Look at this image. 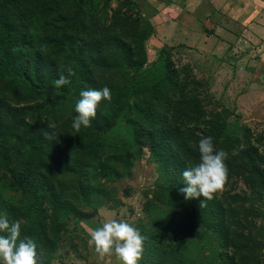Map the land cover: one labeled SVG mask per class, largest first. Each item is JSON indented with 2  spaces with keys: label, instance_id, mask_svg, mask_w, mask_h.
<instances>
[{
  "label": "rangeland",
  "instance_id": "374dc122",
  "mask_svg": "<svg viewBox=\"0 0 264 264\" xmlns=\"http://www.w3.org/2000/svg\"><path fill=\"white\" fill-rule=\"evenodd\" d=\"M0 1L7 3L1 19L15 25L7 45L34 59L43 80L35 85L0 71V162L8 167L0 164V213L21 221L20 238L37 241L38 264H119L90 242L92 229L113 218L146 237L139 264H264L262 205L239 230L234 258L232 243L217 238L202 219L201 198L192 207L197 200L185 198L180 188L181 203L164 190L172 179L161 174L162 152L152 155L149 148L151 139H164L171 122L183 129L195 123L199 146L208 127L204 119L225 109L223 116L248 126L264 151V113L256 112V102H238L252 69L237 66L232 54L216 57L183 44L157 49L138 0ZM77 64L81 70L71 78L67 69ZM167 72L166 81L151 90ZM61 74L70 83L57 87ZM104 85L111 100L102 99L92 124L77 131L72 120L81 91ZM171 99L180 100L175 110ZM190 101L201 105L203 121L186 120ZM233 177L215 192L224 209L227 195L243 189Z\"/></svg>",
  "mask_w": 264,
  "mask_h": 264
},
{
  "label": "trees",
  "instance_id": "16d2710c",
  "mask_svg": "<svg viewBox=\"0 0 264 264\" xmlns=\"http://www.w3.org/2000/svg\"><path fill=\"white\" fill-rule=\"evenodd\" d=\"M6 6V1H0V10ZM14 30L15 25L12 23V19H1L0 17V71L15 78H21L27 82L30 81L31 84L38 85L39 83H43V80L38 75L41 69L37 66L34 59L31 62L27 53H16L11 46L7 45L8 38ZM17 55L21 57V62L16 60ZM80 68L81 66L79 64L75 65L73 67L74 73L70 77L75 78L76 74L80 72ZM48 71L49 66L45 72ZM169 76L170 74L167 72V75L161 77L155 84L151 85V90H157ZM130 88L136 91L137 86L131 82ZM116 92L120 93L117 88ZM119 98L115 96L116 104L119 103ZM179 102L180 100L178 99L170 100V104L174 107V110L178 108L174 104ZM129 103V98H127L125 104L128 105ZM190 103L192 105V113L185 114L186 120L198 122L200 118L203 121L202 116L199 117L202 111L199 102L190 101ZM223 112H226V110L222 109L220 112H217L216 116L204 119L208 127L202 134L203 136L211 135L214 137V144L217 150L224 149L227 151L228 155L225 161L229 174L227 177L232 179L233 176H238L243 183V189L241 192L233 191L227 195V209L221 206L223 197L216 193L213 194L214 197L212 196L211 199L204 196L200 198L206 201V206L203 207L206 213L202 219L213 225L214 234H216L217 238H225L232 243V252L230 253L235 258V253H238L239 249L237 247L238 243H235V239L242 237L239 230L245 227L246 224L253 222L254 218H256L254 213L261 205L260 214L264 218V151H261L257 145L254 133L248 126L240 124L237 119L230 122L225 117L227 115L223 116ZM172 124L171 122L170 127L168 124L166 125V129L164 130L166 132L164 135L162 134L164 139L159 141L150 140L149 148L152 155H158L162 152L163 170L161 174L166 173L172 179V183L165 185L164 190L168 192L170 197L178 198L179 203H181L180 200L182 199L183 201L184 199L181 197L182 195L177 193V189L185 186L182 175L183 170L199 162L200 152L199 146L196 145L193 138L195 128H192V126L194 127L195 123L185 126L184 129L171 126ZM155 133L156 130L153 129L148 135L151 138ZM133 134H135L134 131ZM261 138L264 139V136ZM0 164L2 167L8 168L3 163L0 162ZM62 170H64V167ZM228 192L231 191L229 190ZM195 199L197 201H194L192 207L198 203L199 199ZM176 211L175 209L170 214L173 217L172 221L178 220V212ZM261 244L258 242L256 246L259 248Z\"/></svg>",
  "mask_w": 264,
  "mask_h": 264
},
{
  "label": "crops",
  "instance_id": "0c3cea01",
  "mask_svg": "<svg viewBox=\"0 0 264 264\" xmlns=\"http://www.w3.org/2000/svg\"><path fill=\"white\" fill-rule=\"evenodd\" d=\"M138 2L152 25L157 49L164 44H183L216 57L232 54L237 66L252 69L247 74L248 91L238 102H256V112L264 113V0ZM88 222L93 223L92 219Z\"/></svg>",
  "mask_w": 264,
  "mask_h": 264
},
{
  "label": "clouds",
  "instance_id": "9594fccd",
  "mask_svg": "<svg viewBox=\"0 0 264 264\" xmlns=\"http://www.w3.org/2000/svg\"><path fill=\"white\" fill-rule=\"evenodd\" d=\"M67 71L74 73L71 67ZM54 83L60 87L70 81L68 76L61 74ZM102 99L111 100V88L108 85L82 90L75 103L77 114L72 120L73 128L79 131L82 126H90ZM199 152V162L183 170L185 186L180 188V192L185 194V198L204 196L211 199L217 190L223 188L227 179L228 167L225 161L228 153L224 149H216L211 135L199 140ZM203 203L206 201L200 200V204ZM20 237L21 221L10 220L6 214L0 213V264H38L37 241ZM145 239L139 227L126 220L113 218L92 229L90 242L101 256L114 255L119 264H139Z\"/></svg>",
  "mask_w": 264,
  "mask_h": 264
}]
</instances>
